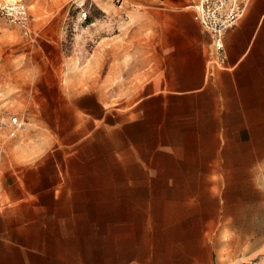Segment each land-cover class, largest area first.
Wrapping results in <instances>:
<instances>
[{
	"label": "crops",
	"instance_id": "0c3cea01",
	"mask_svg": "<svg viewBox=\"0 0 264 264\" xmlns=\"http://www.w3.org/2000/svg\"><path fill=\"white\" fill-rule=\"evenodd\" d=\"M185 1L151 0L158 63L147 69L151 90L122 121L135 140L130 155L150 157L130 186L171 188V198L127 216L128 239L105 248L103 264L113 254L117 264H217L210 236L239 235L241 219L256 222L252 234L264 231V0H250L227 31L224 65L196 17L199 0ZM155 156L171 157V166ZM37 184L17 179L0 196V264H95L90 232L81 243L80 214L58 211L64 182Z\"/></svg>",
	"mask_w": 264,
	"mask_h": 264
},
{
	"label": "rangeland",
	"instance_id": "374dc122",
	"mask_svg": "<svg viewBox=\"0 0 264 264\" xmlns=\"http://www.w3.org/2000/svg\"><path fill=\"white\" fill-rule=\"evenodd\" d=\"M157 14L151 0H125L121 8L111 0H0V196L17 179L38 181L35 190L63 181L58 211L80 214L81 243L90 232L95 264H103L105 248L126 243L127 216L171 198V188L130 186L150 157L130 155L135 140L122 124L151 90L147 69L158 61L149 25ZM153 161L171 166V157ZM255 223L241 219L240 234L220 242L210 236L213 261L264 264V231L252 234Z\"/></svg>",
	"mask_w": 264,
	"mask_h": 264
},
{
	"label": "built area",
	"instance_id": "2783aa9c",
	"mask_svg": "<svg viewBox=\"0 0 264 264\" xmlns=\"http://www.w3.org/2000/svg\"><path fill=\"white\" fill-rule=\"evenodd\" d=\"M77 6H84L94 0H72ZM119 8L125 0H111ZM250 0H199L196 5V17L203 31L210 36L213 52L218 64H225L224 37L229 29L242 18ZM18 22L27 29L26 12L17 7ZM16 122V119L13 121Z\"/></svg>",
	"mask_w": 264,
	"mask_h": 264
}]
</instances>
